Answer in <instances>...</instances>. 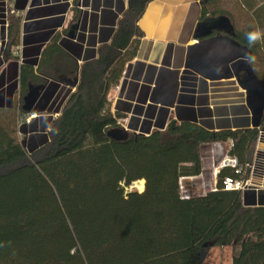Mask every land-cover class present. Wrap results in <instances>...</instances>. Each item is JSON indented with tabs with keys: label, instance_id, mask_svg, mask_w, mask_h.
<instances>
[{
	"label": "trees",
	"instance_id": "trees-1",
	"mask_svg": "<svg viewBox=\"0 0 264 264\" xmlns=\"http://www.w3.org/2000/svg\"><path fill=\"white\" fill-rule=\"evenodd\" d=\"M154 1L128 0L112 41L82 66L76 93L39 146L19 138L20 108H0V264H204L216 247H231L233 264H264V206L225 191L251 179L264 116L259 128L235 130L222 118L217 131L184 113L144 135L126 132L111 113L108 97L136 57L139 22ZM200 21L201 29L228 22L264 81V0H202ZM257 30L249 46L246 34ZM20 33L12 19L8 52ZM30 69L22 67V83ZM120 132L124 139L112 136ZM228 142L237 168L220 170L217 191L183 200L180 181L202 174V148ZM140 181L142 193L127 192Z\"/></svg>",
	"mask_w": 264,
	"mask_h": 264
},
{
	"label": "crops",
	"instance_id": "crops-1",
	"mask_svg": "<svg viewBox=\"0 0 264 264\" xmlns=\"http://www.w3.org/2000/svg\"><path fill=\"white\" fill-rule=\"evenodd\" d=\"M11 1V9L20 13L21 49L20 56L12 55L13 48L11 53L7 50L8 22L0 0V108L22 110L20 127L24 132L20 140L29 149L46 138L51 123L76 93L82 66L98 57L101 45L112 41L129 3L83 0L80 7V0ZM201 13L202 0H156L149 4L139 22L143 36L137 39L136 57L111 91L113 99L108 97L111 113L122 116L124 125L119 124L125 131L144 135L164 131L173 120L181 123L179 115L184 113L196 115L199 122L211 120L215 130L222 118H228L223 127L233 130L246 122L251 125L245 93L236 79L209 82L184 69L189 46L205 34L223 35L217 31L220 26L201 29ZM25 65L31 69L22 83ZM162 67L181 71L174 109L150 103ZM201 179H185L184 184ZM187 188L195 193L192 187Z\"/></svg>",
	"mask_w": 264,
	"mask_h": 264
},
{
	"label": "water",
	"instance_id": "water-1",
	"mask_svg": "<svg viewBox=\"0 0 264 264\" xmlns=\"http://www.w3.org/2000/svg\"><path fill=\"white\" fill-rule=\"evenodd\" d=\"M217 31L223 35L210 37L211 33L205 34L202 36L205 40H198L195 45L187 48L184 69L209 82L236 79L237 85L245 93V105L252 119L250 127L259 128L264 116V81L255 75L249 62L245 60V56L251 53L233 39L231 25L223 22ZM242 73H245L243 79ZM180 74L179 70L160 68L150 103L174 109L180 90ZM112 136L118 140L124 139L121 132Z\"/></svg>",
	"mask_w": 264,
	"mask_h": 264
},
{
	"label": "rangeland",
	"instance_id": "rangeland-1",
	"mask_svg": "<svg viewBox=\"0 0 264 264\" xmlns=\"http://www.w3.org/2000/svg\"><path fill=\"white\" fill-rule=\"evenodd\" d=\"M5 4V12L8 22V29L9 25L11 24L12 19H19L20 13L11 9V0H3ZM20 20V19H19ZM7 44H9V39L7 41ZM8 47V46H7ZM21 49V48H20ZM19 47H15L12 50L13 55L18 56L20 52ZM204 92H206V89ZM113 99V95H109V100ZM121 120V119H120ZM119 120V121H120ZM123 125L124 122L120 121ZM19 138L22 139V136L19 135ZM229 145L224 144L225 151L228 149ZM211 149L212 145H206L202 148V155L206 159L211 156ZM202 180L197 181L193 184L185 183L184 187L188 189L187 187H192L194 189L193 195H199L202 193ZM190 184V185H189ZM246 188L243 191L244 195V204L246 206H264V134H261V139L258 142L256 151H255V157H254V163L252 167V175L251 179L248 181ZM144 188H145V182H144ZM127 192H140L138 188H135V185H133L131 188L127 189ZM234 250L231 247L228 248H212L210 249L205 257H204V264H233V257H234Z\"/></svg>",
	"mask_w": 264,
	"mask_h": 264
},
{
	"label": "built area",
	"instance_id": "built-area-1",
	"mask_svg": "<svg viewBox=\"0 0 264 264\" xmlns=\"http://www.w3.org/2000/svg\"><path fill=\"white\" fill-rule=\"evenodd\" d=\"M83 4V0H80V7ZM20 56L19 54H17ZM33 117H31L32 119ZM225 143H216L212 145L211 149V156L209 158L205 159L204 157L202 158V163H203V171L201 176L202 182V193L199 195H193L188 189L184 187V181L185 179L189 178H183L180 181V195L183 200H189L192 197L195 196H203L209 192H215L217 191V176L220 170L223 168H237V162L235 159L231 158L229 156V149L232 146V143L230 144V147L228 149L224 148ZM252 171V170H251ZM248 183V182H247ZM247 183H242V182H235L231 183L228 182L225 185V191H240L244 190L247 185Z\"/></svg>",
	"mask_w": 264,
	"mask_h": 264
},
{
	"label": "clouds",
	"instance_id": "clouds-1",
	"mask_svg": "<svg viewBox=\"0 0 264 264\" xmlns=\"http://www.w3.org/2000/svg\"><path fill=\"white\" fill-rule=\"evenodd\" d=\"M261 38V32L259 30L252 31L246 34V39L248 41L249 46L254 45ZM245 60L249 63L255 61V57L251 55H246Z\"/></svg>",
	"mask_w": 264,
	"mask_h": 264
},
{
	"label": "bare ground",
	"instance_id": "bare-ground-1",
	"mask_svg": "<svg viewBox=\"0 0 264 264\" xmlns=\"http://www.w3.org/2000/svg\"><path fill=\"white\" fill-rule=\"evenodd\" d=\"M135 188H138L140 190V192L144 191V181H140L134 184Z\"/></svg>",
	"mask_w": 264,
	"mask_h": 264
},
{
	"label": "flooded vegetation",
	"instance_id": "flooded-vegetation-1",
	"mask_svg": "<svg viewBox=\"0 0 264 264\" xmlns=\"http://www.w3.org/2000/svg\"><path fill=\"white\" fill-rule=\"evenodd\" d=\"M245 77V73L241 74V79H243Z\"/></svg>",
	"mask_w": 264,
	"mask_h": 264
}]
</instances>
